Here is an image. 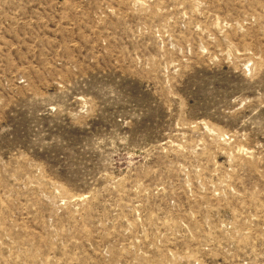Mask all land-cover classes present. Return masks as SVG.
<instances>
[{"label": "rangeland", "instance_id": "1", "mask_svg": "<svg viewBox=\"0 0 264 264\" xmlns=\"http://www.w3.org/2000/svg\"><path fill=\"white\" fill-rule=\"evenodd\" d=\"M0 264H264V0H0Z\"/></svg>", "mask_w": 264, "mask_h": 264}]
</instances>
